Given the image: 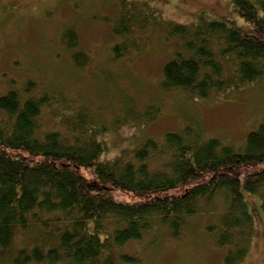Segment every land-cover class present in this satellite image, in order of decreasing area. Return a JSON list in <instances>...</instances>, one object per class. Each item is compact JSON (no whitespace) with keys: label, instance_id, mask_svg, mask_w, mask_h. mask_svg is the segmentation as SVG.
<instances>
[{"label":"trees","instance_id":"1","mask_svg":"<svg viewBox=\"0 0 264 264\" xmlns=\"http://www.w3.org/2000/svg\"><path fill=\"white\" fill-rule=\"evenodd\" d=\"M119 1L108 20L115 61L146 51L162 25L145 2ZM229 2L248 29L203 17L165 23L174 53L162 91L216 100L264 80V0ZM62 41L76 66L88 65L75 30ZM38 87L29 81L23 92L0 96V263L141 264L137 244L150 237L155 244L161 230L179 240L201 216L214 219L206 230L223 264L247 260L255 228L248 195L259 197L264 213V168L250 171L264 166V124L240 145L188 124L106 159V127L75 102L53 113L58 121L44 119L55 101L34 94ZM160 111L156 105L150 120Z\"/></svg>","mask_w":264,"mask_h":264},{"label":"rangeland","instance_id":"2","mask_svg":"<svg viewBox=\"0 0 264 264\" xmlns=\"http://www.w3.org/2000/svg\"><path fill=\"white\" fill-rule=\"evenodd\" d=\"M129 1L145 2L155 9L162 25L150 36L146 51L115 61L112 47L117 39L108 20L118 12L119 0H0V96L14 89L23 92L30 81L40 86L34 94L54 96L53 107L44 110L46 120L53 113L62 116L71 106L64 102L88 108L107 129L103 136L109 145L106 159L188 124L203 128L207 138L235 145L264 124V80L216 100L190 99L182 92H164L159 87L163 66L174 53L165 23L184 25L203 17L248 29L229 0ZM68 29L78 35L77 51L89 57L84 67L76 66L62 41ZM156 105L160 114L150 120ZM118 198L129 200L128 196ZM246 199L255 228L252 251L243 264H264V213L259 197L248 195ZM210 220L207 216L192 219L179 240L161 230L155 244H150L151 237L137 244L141 264H223V251L214 246L206 230Z\"/></svg>","mask_w":264,"mask_h":264}]
</instances>
